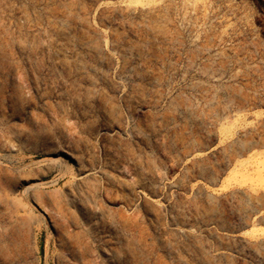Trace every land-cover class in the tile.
I'll use <instances>...</instances> for the list:
<instances>
[{
    "label": "rangeland",
    "instance_id": "rangeland-1",
    "mask_svg": "<svg viewBox=\"0 0 264 264\" xmlns=\"http://www.w3.org/2000/svg\"><path fill=\"white\" fill-rule=\"evenodd\" d=\"M261 230L264 0H0V264H264Z\"/></svg>",
    "mask_w": 264,
    "mask_h": 264
},
{
    "label": "bare ground",
    "instance_id": "bare-ground-1",
    "mask_svg": "<svg viewBox=\"0 0 264 264\" xmlns=\"http://www.w3.org/2000/svg\"><path fill=\"white\" fill-rule=\"evenodd\" d=\"M250 143V142H249ZM247 145V144H246ZM243 147V146H242ZM253 147V146H252ZM251 147V148H252ZM250 148V147H249ZM251 150V149H250ZM252 231V230H251ZM252 232H256V230H253ZM260 233H264V230L259 231Z\"/></svg>",
    "mask_w": 264,
    "mask_h": 264
}]
</instances>
